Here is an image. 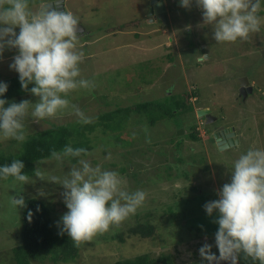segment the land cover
Segmentation results:
<instances>
[{
    "label": "rangeland",
    "instance_id": "1",
    "mask_svg": "<svg viewBox=\"0 0 264 264\" xmlns=\"http://www.w3.org/2000/svg\"><path fill=\"white\" fill-rule=\"evenodd\" d=\"M40 4H29V7L36 12ZM64 4L66 11L72 12L84 27L86 35L79 36L78 40V47L85 53V58L80 63L81 77L92 81L90 88H78L69 92L70 103L93 121L99 113L115 109L116 102L122 107L132 105L135 109L139 102L161 100L172 93L176 99L197 86L199 99L196 101V97L191 96L188 102L194 103V118L200 136L202 134L201 146L207 150L204 154L208 157L206 156L205 163L200 164L198 144L191 143L183 135L188 133L192 124V114L182 113L170 120H160L151 128L146 124L132 123L129 135L124 133L121 138L133 140L128 149L135 154L139 164L137 169L141 171L138 175L141 188L146 193L142 207L138 209L143 208L147 217L130 214L119 224L111 225L107 231L79 241L80 252L77 259H74L75 262L46 261L43 264H117L141 255H148L157 263L201 264L205 260L199 255L198 249L205 242L213 245L212 252H217L214 234L199 237L195 230L186 228L190 226L189 221L194 219L196 222L195 216L198 217L195 196L185 202L186 206L183 201H179L177 206L173 199L190 185L198 186L199 189L205 186V196H209L210 191L220 189L224 183L229 182L232 162L241 152L250 147L264 148V6L260 9L263 14L260 16L261 27L258 32L250 33L245 40L216 42L212 25L204 23L202 9L195 2V10L188 11L192 14L188 20L180 22L179 17L172 14L171 10V28L168 29L145 22L146 4H142L141 0H66ZM168 4L171 9L176 8L172 0ZM182 8L188 10L190 7ZM178 9L180 8H176V11L179 13ZM118 26L121 28L118 29ZM186 29H189L190 34L185 32ZM16 31H19L18 27ZM16 53L17 49L6 48L0 57V81L18 75L9 68ZM243 77L247 78L252 92L241 98L243 96H240L237 88L239 78ZM169 86L172 88L168 89ZM24 99L36 102L39 97L30 93L12 101ZM205 108L210 110L209 114L219 115V119L212 121H218L220 127L230 129L239 144L219 150L208 141L209 133H205L203 126L211 121L207 122L205 117L197 116V111ZM30 112L31 109L24 124L34 131L44 130L52 122L61 124L81 121L71 107L44 119H36ZM49 121L51 122L48 123ZM100 131L101 127H97L89 134L93 147L87 154L65 157L62 160L52 157L45 159L38 163L37 173L30 177L29 183L21 185L10 179L0 181L1 258L10 253L20 224L22 207H13L10 196L23 195L27 198L38 195L37 198L46 204L54 205L52 223L54 230L60 232L62 225L57 222L67 211L62 195L64 189L62 185L51 182L49 177H63L71 167L79 166V159H86L93 166L99 164L104 169L118 170L125 148L119 142H113L111 137L116 133L106 131L102 135ZM132 133L136 134L133 136ZM141 133L150 139L143 141L145 137L136 136ZM10 139L0 137V149L18 152L21 144H11L8 142ZM177 140L181 141L178 145ZM203 165H209V169L202 170ZM168 167L171 168L169 171ZM120 175L124 178L122 188L131 192L134 187L132 180ZM186 198L185 193L183 200ZM170 202L172 205L168 206ZM166 214L172 224H168ZM146 220L153 228L151 235L143 237L131 233L130 228L137 222ZM214 226L218 228L216 223ZM115 234H121L124 239L121 241ZM106 236V239L102 238ZM179 237L184 240L176 241ZM4 262L9 264L6 260ZM238 264L261 262L241 253Z\"/></svg>",
    "mask_w": 264,
    "mask_h": 264
},
{
    "label": "clouds",
    "instance_id": "2",
    "mask_svg": "<svg viewBox=\"0 0 264 264\" xmlns=\"http://www.w3.org/2000/svg\"><path fill=\"white\" fill-rule=\"evenodd\" d=\"M48 1L33 12L29 0H0V57L6 48L17 49L9 68L18 73L21 89L39 97L36 102L27 99L9 102L4 98L8 84L0 81V137L24 141V120L30 109L32 117L44 119L71 107L83 123L91 122V118L68 99L72 90L92 86L91 80L81 77L80 63L85 53L78 47V40L79 35H86L85 31L78 33V18L66 11L65 4L64 11L49 7ZM163 2L168 7V12L165 10L168 24L156 19L161 29H168L169 13L173 9L167 0ZM191 2L180 0V7L187 8ZM195 3L202 9L204 23L212 25L216 42L245 40L250 33L260 30L258 13L264 0H195ZM80 26L84 29L82 24ZM208 115L216 119L212 113ZM208 138L217 146L209 134ZM87 152L86 148L66 144L51 156L62 160ZM77 163L79 166L71 167L63 177L53 175L49 180L64 189L62 195L67 211L57 223L62 225V232L79 242L107 231L111 225L134 214L143 204L146 193L142 189L124 190V178L117 170L104 169L99 164L93 166L86 159H79ZM24 167L21 159L0 164V180L11 177L21 185L29 183L31 178L22 171ZM10 203L16 209L25 206L23 195L10 196ZM203 208L209 216L214 211L218 213L215 219L218 228L214 233L217 252H212L213 245L207 242L198 249L207 264L221 261L238 264L241 253L256 257L264 264V148L250 147L241 152L232 162L231 179L219 189L218 199L206 202Z\"/></svg>",
    "mask_w": 264,
    "mask_h": 264
},
{
    "label": "trees",
    "instance_id": "3",
    "mask_svg": "<svg viewBox=\"0 0 264 264\" xmlns=\"http://www.w3.org/2000/svg\"><path fill=\"white\" fill-rule=\"evenodd\" d=\"M45 1L48 0H30L29 4H40L41 2L43 3ZM194 2L195 0H192L189 6L190 8H188L187 12L192 11V9L195 10ZM176 8H174L172 10L173 13H171L175 16H178V19L180 20V22H182L183 19H181V17L183 15H180V12L183 9H178V13V11H176ZM188 13L189 16L192 15L190 14V12ZM262 14V11L258 13L259 16H261ZM118 27V29L121 28L120 26ZM3 81L8 84V90L4 94V98H6L7 101H11V99L13 98H20L30 93L29 91L21 89L18 80V75L12 78L5 79ZM32 86L33 85L30 84L29 88H31ZM171 88L172 87L169 86L168 89ZM173 95L174 93H172V95L168 94L166 95L167 97L164 96L165 98H161V100L155 99L150 101L139 102L138 108L135 109H133L134 107H131L132 105L122 107L120 103L116 102L115 109L99 113L98 115H96L95 120L91 121L90 123L82 124L81 121H73L69 123L55 124L54 122H52L51 126L41 131H34L33 129L30 130L25 127L26 138L24 141L20 142L16 141L15 139H10L8 141L11 144L17 142L20 143V150L16 153H12L8 152L5 148H1L0 164L10 163L13 159H21L23 160L25 165L22 171L26 172L29 177L35 176L39 167L38 163L44 161L45 159H50L52 157L51 153L53 151H61L66 144H70L74 148L83 147L88 150L91 149L93 146L90 144L91 139L89 134L94 131L95 128L101 127L102 131H100V134L103 135V133H106V131H108L109 133H116L115 136L111 137L113 139V142H119V144L125 148L124 152H122L121 154L122 163L118 167L117 171L120 174H123L125 178L132 180V185H134V187L131 185L133 187L131 191H135L136 189H142L141 182L138 177L141 171L137 169L139 167V164L136 162L135 154L128 149V147L132 144L133 140L128 141L121 138V135L124 133L129 135L128 132L132 127H130L132 123L134 125L146 124L149 128H151V126H154L160 120H170L175 115H182V113L192 114V124L188 128V133L185 134L183 131V135H185V138H187L191 143L193 142L198 144V160L200 161V164L205 163L207 161V155L204 154L205 152L207 153V150H204L201 146V136L194 118V104H190L188 102V98L191 96L196 97V101L197 99H199L200 96L197 86L193 88L190 92L186 91L183 95L177 96V100L173 97ZM219 118V115L216 116V119ZM50 122L51 121H49L48 123ZM203 127L205 129V133H209V135H212V132L220 129L218 121H215L211 124H204ZM134 134L136 133H132L131 135L134 136ZM136 136L138 138L145 137L143 141L150 139L144 133H141L140 135L138 134ZM180 143L181 141L177 140V145ZM85 154L87 153H82L81 155L83 156ZM195 157L197 158L196 154ZM192 160L195 161L196 159L192 158ZM111 165L114 166L113 163ZM203 167L204 168L202 170L209 169V165H203ZM167 169L169 171L171 168L168 167ZM8 179L13 181L11 177H9ZM210 182L211 179L209 183ZM205 191V186L202 189H199L198 186L190 185L189 187H186L183 192L181 191L180 195L173 199V201H176L175 204H177L179 201H183L182 203L186 206L185 202L195 196L197 200L195 202V208L198 209V217L195 216L196 222H194V219H192V221H189L188 223L190 224V226H187L186 228L190 231L195 230V234L199 237H208L209 235L214 234L217 230V228L214 226L215 220L213 218H216L218 216V213L214 211L211 216L207 215L205 213L203 205L208 201L218 199L219 188L210 191L209 196H205ZM185 193L187 194V198L184 201L183 196ZM37 197L38 195H31L27 198H24L25 206L21 209L20 224L19 229L17 227L18 231L14 236V245L11 247V251L9 254H6L4 258L0 257V264H5V260L9 264H43L46 261L52 263H66L68 261L75 262L74 259H77V257L79 256L80 244L77 241H74L71 237H68L66 232H57L56 230H54L55 226L54 223H52L53 220L51 218L52 212L53 210H55L54 205L46 204V202L42 201ZM170 205H172V202H170L168 206ZM142 209L143 208H141L140 210H136V212L134 213L135 217H139V215L147 217V214L144 213ZM141 211L143 212V214ZM29 213H31L30 218ZM188 213L190 214V212H187V214ZM187 216L188 215H186V217ZM186 217L184 219H186ZM167 219L168 224L173 223L169 222L172 221L170 220V218ZM179 220L180 219L176 221L177 224L179 223ZM180 229L179 231H181ZM130 231L133 234H139L145 237L147 235H151L153 228L150 226V223H148V221L146 220L142 223L137 222L134 227L130 228ZM115 236H118V239H120L121 241L124 239L121 234H115ZM102 238L106 239L107 236ZM183 240L184 239L182 237H179L176 241L181 242ZM170 258L172 259L171 256ZM252 258L258 259L256 257ZM206 262L207 261H202L201 264H205ZM117 264L166 263H157L156 260L151 259L148 255H141L136 256L133 259L125 260L124 262H118Z\"/></svg>",
    "mask_w": 264,
    "mask_h": 264
},
{
    "label": "water",
    "instance_id": "4",
    "mask_svg": "<svg viewBox=\"0 0 264 264\" xmlns=\"http://www.w3.org/2000/svg\"><path fill=\"white\" fill-rule=\"evenodd\" d=\"M156 1L157 0H150V4L152 5V7L150 9L151 10L150 13L151 14L155 13L157 15L158 20L161 21L164 25H167L168 22H167V17H166V13H165L164 2L159 1L158 3H156ZM46 3L48 4L49 7H58V8H60V10H64V0H53V1H48ZM178 4H180V0L178 1ZM83 32H84V29L79 24L78 25V33L82 34ZM247 85H248L247 79L242 78V81L240 82V87H239L240 96H243L242 98H244L247 95V93L252 92V87L247 86ZM208 113H209V110L201 109V110L197 111V116L198 117H205L207 122H210V121L212 122V120L214 118H211L210 115H208ZM231 136H233L232 133H230L227 136L222 135V139H216V145L219 148V150L226 149L229 146H233L234 144L238 143V141L236 139L234 140V138H231ZM205 264H207V262ZM220 264H229V262L221 261Z\"/></svg>",
    "mask_w": 264,
    "mask_h": 264
},
{
    "label": "flooded vegetation",
    "instance_id": "5",
    "mask_svg": "<svg viewBox=\"0 0 264 264\" xmlns=\"http://www.w3.org/2000/svg\"><path fill=\"white\" fill-rule=\"evenodd\" d=\"M159 1H163V0H157L156 3H158ZM169 1L170 0H167V2H169ZM178 1L179 0H172V2H173V4H174L175 7L182 8V7H180L181 4H178ZM141 2H142V4H146V10L147 11L145 13V22H147L149 24H153V25L160 24V22H158V20L156 19L157 18V15L154 14V13L153 14L150 13V8L152 7L150 5V0H141ZM166 6H167V4H166ZM166 6H165V10L168 12V7H166ZM168 6L170 7V5H168ZM182 9L183 10H181L180 15H183V16L181 18L183 19V21L184 20H188V18L190 17L189 16V13L187 12V10L185 11L184 8H182ZM169 27L171 28V25H169ZM186 32H188V31H186ZM188 34H190V33L188 32ZM175 37H177V36L175 35ZM191 49H192V47H191ZM243 78H245V77H243ZM239 81L241 82L242 81V78H239ZM240 82H239V87H240ZM239 87L237 89H239ZM229 130L230 129H228V128H222V127H220L219 130H216V131L212 132V135H210V137L213 139V142L215 143V140L218 139V138L221 139V136L222 135L223 136L229 135L230 134V131ZM237 141H238V139H237ZM238 144H239V141H238Z\"/></svg>",
    "mask_w": 264,
    "mask_h": 264
}]
</instances>
